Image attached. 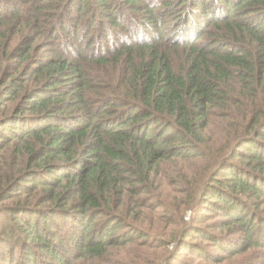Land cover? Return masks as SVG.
Wrapping results in <instances>:
<instances>
[{"label": "trees", "instance_id": "trees-1", "mask_svg": "<svg viewBox=\"0 0 264 264\" xmlns=\"http://www.w3.org/2000/svg\"><path fill=\"white\" fill-rule=\"evenodd\" d=\"M0 224V264H264V0H0Z\"/></svg>", "mask_w": 264, "mask_h": 264}, {"label": "rangeland", "instance_id": "rangeland-1", "mask_svg": "<svg viewBox=\"0 0 264 264\" xmlns=\"http://www.w3.org/2000/svg\"><path fill=\"white\" fill-rule=\"evenodd\" d=\"M69 21V20H68ZM114 36H109L108 37V39H112ZM59 218H54V224H50L51 225V229H53L54 230V232H55V234H57V233H59V236H53V245L54 246H56V247H63L64 249H65V251H66V253H70L72 250H77V243H76V241H77V237H74V235H73V233H75V231H77V230H72V228H70L69 230H68V228L70 227V225H72L73 226V224L71 223V221H68L67 222V227H64V228H62V227H60V228H62V229H64L65 231L63 232V235H62V233L61 232H59V229H57V231L53 228V227H56V225H58L59 224V220H58ZM49 223V222H48ZM2 225L0 224V241H2L1 240V236H2V232H1V229H2ZM77 229V228H76ZM68 231H70V233L68 232ZM79 233V232H78ZM77 235V234H76ZM76 238V239H75ZM57 241L59 242V243H57ZM61 242V243H60ZM2 250H5L4 248H1V251ZM37 249H35V251L31 254L32 256H38L39 257V254H41V253H46L44 250H37ZM10 251V248H8V252ZM29 251H31L30 249H27V252L26 253H28ZM75 251H73V252H75ZM181 251H183L184 252V250L183 249H181ZM3 253H8V252H4V251H2ZM15 259L17 260V259H19V257H20V254H18V253H16L15 255ZM26 256V255H25ZM49 262L47 263V264H60V262L57 260V259H51L49 256H44ZM16 260H14V261H16ZM247 260H249V258H245V259H241V260H239L238 261V258L236 259V260H233V261H231V264H234L236 261V263L235 264H240V263H243V262H245V261H247ZM72 263V260H71V258H70V262L68 263V264H71ZM227 262H225L224 264H226ZM16 264H17V261H16ZM40 264H44V262H42V263H40Z\"/></svg>", "mask_w": 264, "mask_h": 264}]
</instances>
